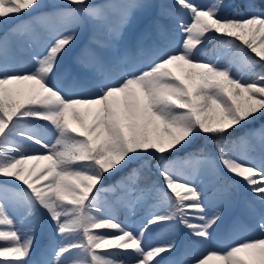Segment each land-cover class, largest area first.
I'll list each match as a JSON object with an SVG mask.
<instances>
[{
    "label": "snow or ice",
    "instance_id": "6c2138e0",
    "mask_svg": "<svg viewBox=\"0 0 264 264\" xmlns=\"http://www.w3.org/2000/svg\"><path fill=\"white\" fill-rule=\"evenodd\" d=\"M228 7L241 6L0 0V264H264V123L232 135L264 118V0ZM77 42L79 71L61 70ZM238 185L258 234L197 252ZM141 207L138 224L118 220ZM164 226L185 230L182 251L152 240Z\"/></svg>",
    "mask_w": 264,
    "mask_h": 264
},
{
    "label": "rangeland",
    "instance_id": "374dc122",
    "mask_svg": "<svg viewBox=\"0 0 264 264\" xmlns=\"http://www.w3.org/2000/svg\"><path fill=\"white\" fill-rule=\"evenodd\" d=\"M45 2H51V0H45ZM155 3L165 2L168 4H172L173 0H154ZM195 3L200 5H206L211 2V0H194ZM177 15L182 17L184 20H188L189 17L186 13L177 11ZM15 23V21H13ZM164 24L174 26L173 20H164ZM144 23L136 22L132 26H130L128 33L126 36L128 37H138L144 31ZM156 39L155 34L153 33L150 37L145 39V46H149L152 42ZM127 46L131 48L133 55H135V40L128 39L126 40ZM83 46L82 42H77L76 45L73 46L71 52L67 55L65 60L60 65L61 70L64 68H71L73 72H78L79 69L75 64V57L80 51V48ZM123 47V46H122ZM261 123H264V119L260 120L255 125H248L244 129L247 128H257ZM200 139L199 141H202ZM256 145V151L249 153L250 155H259V146L258 142H253ZM242 149L238 147L236 150L237 155L242 154ZM178 155V154H177ZM181 156V155H178ZM119 179V178H118ZM206 181V178H205ZM111 183V182H108ZM107 184V183H106ZM234 195V203L233 205L226 210L225 218L219 224V226L215 230L214 238L211 242H206L204 244H200L196 246L197 252H204L207 249H223L227 246L241 241L246 238H250L256 236L258 233L255 229V220L251 217L244 209L243 202L245 199L250 198V194L246 191L243 185H238L233 189ZM145 215V209L143 207L137 208L134 215L126 216L123 210L117 212V218L120 221H124L129 224H138L140 219ZM230 217V219H228ZM225 220V221H224ZM228 221V222H227ZM224 222V223H223ZM226 223V224H225ZM176 236L180 243V251L183 250L184 246L189 243L190 238L186 235L185 230L180 229L177 233H172L167 230V226L163 228L155 229L152 234L151 238L155 241H163L165 239L172 238ZM52 240L50 229L47 226L43 227L42 229L38 230L37 238H36V245L34 246L33 251V260L39 258L40 253L46 246L50 244ZM173 257H177L179 252L173 253Z\"/></svg>",
    "mask_w": 264,
    "mask_h": 264
},
{
    "label": "trees",
    "instance_id": "16d2710c",
    "mask_svg": "<svg viewBox=\"0 0 264 264\" xmlns=\"http://www.w3.org/2000/svg\"><path fill=\"white\" fill-rule=\"evenodd\" d=\"M224 3L226 5H240L241 7L237 8V7H228L226 8V10L223 12L224 15H228V16H236L238 14H242L244 9H243V4L246 3V0H224ZM216 44V41H212L208 44L205 45L204 49H202V57L205 59H210L212 58L211 56V50L214 48V45ZM264 119V118H261ZM261 119L255 121L252 125L257 124ZM244 129L239 130L237 133H233V137L240 135L241 132H243ZM205 141H196L194 142V146L192 148L187 149L188 152L194 151L195 147H198L202 144H204ZM238 148V147H237ZM237 150V149H236ZM178 155H185V153H178ZM122 175V173H117L116 176L112 177L111 180H107V181H112L115 180L117 177H120ZM149 180H156L157 176L155 174V172L153 171L150 175H149ZM105 181V182H107Z\"/></svg>",
    "mask_w": 264,
    "mask_h": 264
},
{
    "label": "bare ground",
    "instance_id": "6f19581e",
    "mask_svg": "<svg viewBox=\"0 0 264 264\" xmlns=\"http://www.w3.org/2000/svg\"><path fill=\"white\" fill-rule=\"evenodd\" d=\"M224 218H225V217H224ZM224 218H223V219H224ZM228 219H230V217H229ZM222 221H223V220H222ZM224 221H225V220H224ZM227 222H228V221H227ZM223 223H224V222H223ZM225 224H226V223H225ZM210 249H213V248L210 247Z\"/></svg>",
    "mask_w": 264,
    "mask_h": 264
}]
</instances>
